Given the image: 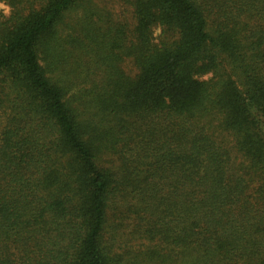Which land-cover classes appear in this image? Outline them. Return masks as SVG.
Here are the masks:
<instances>
[{
    "label": "trees",
    "instance_id": "16d2710c",
    "mask_svg": "<svg viewBox=\"0 0 264 264\" xmlns=\"http://www.w3.org/2000/svg\"><path fill=\"white\" fill-rule=\"evenodd\" d=\"M0 5V264H264V0Z\"/></svg>",
    "mask_w": 264,
    "mask_h": 264
},
{
    "label": "rangeland",
    "instance_id": "374dc122",
    "mask_svg": "<svg viewBox=\"0 0 264 264\" xmlns=\"http://www.w3.org/2000/svg\"><path fill=\"white\" fill-rule=\"evenodd\" d=\"M2 8L5 9L6 12L8 11L7 7L0 5V9H2Z\"/></svg>",
    "mask_w": 264,
    "mask_h": 264
}]
</instances>
